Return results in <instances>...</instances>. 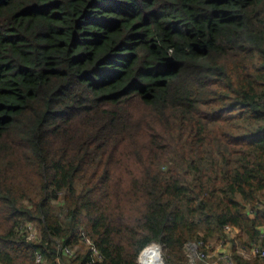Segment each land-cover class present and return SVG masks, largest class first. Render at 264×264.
<instances>
[{
  "label": "trees",
  "instance_id": "16d2710c",
  "mask_svg": "<svg viewBox=\"0 0 264 264\" xmlns=\"http://www.w3.org/2000/svg\"><path fill=\"white\" fill-rule=\"evenodd\" d=\"M263 226L264 0H0V264L80 229L97 264H185L226 227L219 264H264L234 240Z\"/></svg>",
  "mask_w": 264,
  "mask_h": 264
},
{
  "label": "built area",
  "instance_id": "2783aa9c",
  "mask_svg": "<svg viewBox=\"0 0 264 264\" xmlns=\"http://www.w3.org/2000/svg\"><path fill=\"white\" fill-rule=\"evenodd\" d=\"M32 234L30 235L31 239H35L34 230L31 229ZM225 233L230 234L231 236H237V231H233L232 228L226 227ZM262 238L264 239V226L262 228ZM80 245L78 247H75V249L70 247H64L61 244H58L56 246V249L59 252V256L55 260V264H80L77 262V257L79 255L85 254L83 251H88L89 257H87V261L85 264H97L99 261H101L102 256L94 242L88 238L87 233L80 229ZM196 245V246H195ZM76 248H79V251H81L78 255ZM186 250H188V258L189 261H187L185 264H200L199 262H202V264H209L210 256L208 255V245H204L203 242H200L198 244H192L189 243L185 247V256H186ZM221 251H224L223 249ZM225 254L224 252H221ZM250 253L253 257L259 258L261 260H264V247H251ZM87 255V254H86ZM186 256V258H187ZM224 258H230L229 255L225 254ZM198 261V262H196ZM36 264H47V261L45 260V257L42 254L37 255ZM230 264H232V260L230 261Z\"/></svg>",
  "mask_w": 264,
  "mask_h": 264
},
{
  "label": "rangeland",
  "instance_id": "374dc122",
  "mask_svg": "<svg viewBox=\"0 0 264 264\" xmlns=\"http://www.w3.org/2000/svg\"><path fill=\"white\" fill-rule=\"evenodd\" d=\"M37 233H38V230L35 229L34 234L37 235ZM239 234L236 233V235H239ZM224 235L226 236L225 239L222 238V237H219V238H217V240L209 241V243H208V250H207L208 251V255L211 258L210 261H209V264H219V261H216V259H214V256L217 255V254H220L221 252H224V251H221V250L222 249H226L227 244L231 241V237L232 236L230 234H227V233L224 232ZM218 239H220V240H218ZM234 240H236L238 242V250H237L238 254L241 257H243V259L246 260V261L247 260L248 261H252V260L255 261L256 258L253 257L251 255V253H250V247H248L249 249H246L247 246H244V248L242 246L245 243L246 238L242 235V236H240V238H234ZM192 244H198V243H195L194 242ZM148 249H150L148 251V253L150 252L151 254H155V253L158 252L159 255L161 256V259H160V256H158V259L155 258L154 259L155 262H153V259H151V254H150V256H148L147 259H144V260H146V263L152 262V264H166L164 262V258H163L162 247L160 245L152 244L150 247L146 248L143 252H146V250H148ZM76 251H79V248H76ZM142 253H141L140 257H139V263L140 264H142L141 263ZM187 254H188V250H186V256H187ZM229 255H230V253H229ZM221 259L223 261H225V258L222 257ZM258 260L263 261V260L257 258L256 261H258ZM187 261H189L188 256H187ZM196 262H198V261H196ZM199 263L202 264V262H199ZM260 263H262V262H260ZM143 264H145V262H143ZM224 264H226V263H224Z\"/></svg>",
  "mask_w": 264,
  "mask_h": 264
},
{
  "label": "bare ground",
  "instance_id": "6f19581e",
  "mask_svg": "<svg viewBox=\"0 0 264 264\" xmlns=\"http://www.w3.org/2000/svg\"><path fill=\"white\" fill-rule=\"evenodd\" d=\"M150 252L146 255V258H144V259H147L148 258V256H150ZM158 256H160L159 255V253L157 252V253H155V254H151V259H153V262H155V258L156 259H158ZM153 257V258H152ZM160 259H161V256H160ZM143 262H145V264H152V262H149V263H146V260H143Z\"/></svg>",
  "mask_w": 264,
  "mask_h": 264
}]
</instances>
